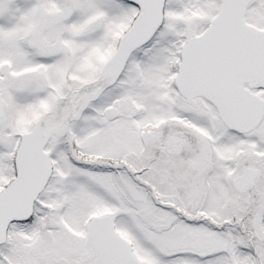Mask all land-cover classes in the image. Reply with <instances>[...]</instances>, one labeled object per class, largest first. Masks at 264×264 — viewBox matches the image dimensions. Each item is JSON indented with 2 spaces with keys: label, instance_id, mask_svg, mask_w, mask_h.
<instances>
[{
  "label": "snow or ice",
  "instance_id": "obj_1",
  "mask_svg": "<svg viewBox=\"0 0 264 264\" xmlns=\"http://www.w3.org/2000/svg\"><path fill=\"white\" fill-rule=\"evenodd\" d=\"M0 264H264V0H0Z\"/></svg>",
  "mask_w": 264,
  "mask_h": 264
}]
</instances>
